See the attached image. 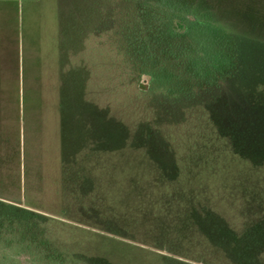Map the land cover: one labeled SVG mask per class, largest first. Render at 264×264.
Segmentation results:
<instances>
[{"label": "rangeland", "instance_id": "374dc122", "mask_svg": "<svg viewBox=\"0 0 264 264\" xmlns=\"http://www.w3.org/2000/svg\"><path fill=\"white\" fill-rule=\"evenodd\" d=\"M192 1L241 38L245 63L242 81L199 105L146 91L148 76L134 78L113 31H93L96 8L125 0H9L0 198L45 216L0 227L103 264H206L207 228L238 225L239 208L264 204V0ZM173 197L183 206L172 209ZM262 226L257 218L253 231Z\"/></svg>", "mask_w": 264, "mask_h": 264}, {"label": "trees", "instance_id": "16d2710c", "mask_svg": "<svg viewBox=\"0 0 264 264\" xmlns=\"http://www.w3.org/2000/svg\"><path fill=\"white\" fill-rule=\"evenodd\" d=\"M99 1L104 4L105 0ZM127 2L120 8L110 6L108 12L103 7L96 8L94 20L102 22L91 27L97 34L100 30L113 31L116 49L129 64L134 78L141 74L148 76L149 83L142 84L146 91H157L180 103L199 105L205 98L243 80L242 40L232 38L230 32L215 23L209 9L192 0H136L132 7ZM109 19L116 20L108 23L113 28H107ZM171 200L172 209L183 206L175 207L177 199ZM157 207L159 212L167 209L164 204ZM157 207L151 206L153 213ZM244 208H239L237 215L240 224L220 219L203 233V239L213 246L211 251H202L203 257L211 259L206 264H238V254L245 257L247 264H264V204L251 213ZM28 215L40 219L45 216L29 206L0 198V222L9 223L18 218L22 224ZM257 218L263 223L260 232L252 228ZM2 225L0 264H85V260L103 264L96 257L75 251L59 252L49 241L15 234L10 227ZM220 228L228 229L230 235L220 232Z\"/></svg>", "mask_w": 264, "mask_h": 264}, {"label": "crops", "instance_id": "0c3cea01", "mask_svg": "<svg viewBox=\"0 0 264 264\" xmlns=\"http://www.w3.org/2000/svg\"><path fill=\"white\" fill-rule=\"evenodd\" d=\"M3 1H5V0H3ZM6 3H5V6L3 5V6H0V13H1V11H4V10H6L7 9V4L9 3V0L8 1H5ZM32 4L33 5H35V3L36 2H39V0H32ZM57 2H58V0H56V4H57ZM28 7L29 6H26V9H28ZM31 7V6H30ZM29 7V8H30ZM33 8V7H32ZM35 8H37V7H35ZM38 9V8H37ZM56 10H57V6H56ZM1 15H3V13H1L0 14V27H4L5 25H3L2 23H1V20H2V18H1ZM27 16H31V19H32V17H35V14H32L31 12H29L28 14H27ZM57 20H58V11H57ZM42 24V23H41Z\"/></svg>", "mask_w": 264, "mask_h": 264}]
</instances>
